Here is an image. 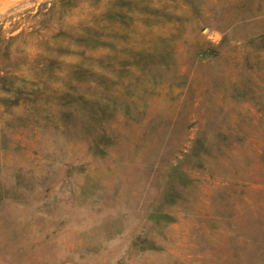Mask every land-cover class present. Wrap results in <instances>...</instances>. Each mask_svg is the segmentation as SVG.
Returning <instances> with one entry per match:
<instances>
[{
    "label": "rangeland",
    "instance_id": "rangeland-1",
    "mask_svg": "<svg viewBox=\"0 0 264 264\" xmlns=\"http://www.w3.org/2000/svg\"><path fill=\"white\" fill-rule=\"evenodd\" d=\"M0 264H264V0H0Z\"/></svg>",
    "mask_w": 264,
    "mask_h": 264
},
{
    "label": "bare ground",
    "instance_id": "bare-ground-1",
    "mask_svg": "<svg viewBox=\"0 0 264 264\" xmlns=\"http://www.w3.org/2000/svg\"><path fill=\"white\" fill-rule=\"evenodd\" d=\"M10 1V0H9ZM16 2V1H15ZM18 2V1H17ZM6 4V3H5ZM2 5V4H1ZM4 5V4H3ZM8 7V6H7ZM5 8H6V6H5Z\"/></svg>",
    "mask_w": 264,
    "mask_h": 264
}]
</instances>
